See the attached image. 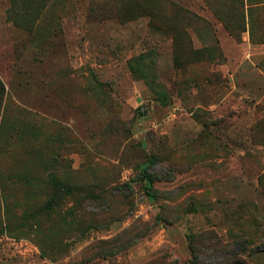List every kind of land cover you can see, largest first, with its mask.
I'll list each match as a JSON object with an SVG mask.
<instances>
[{"label": "rangeland", "instance_id": "rangeland-1", "mask_svg": "<svg viewBox=\"0 0 264 264\" xmlns=\"http://www.w3.org/2000/svg\"><path fill=\"white\" fill-rule=\"evenodd\" d=\"M62 170L98 193L29 215ZM241 244L264 264V0H0V264H218Z\"/></svg>", "mask_w": 264, "mask_h": 264}, {"label": "trees", "instance_id": "trees-1", "mask_svg": "<svg viewBox=\"0 0 264 264\" xmlns=\"http://www.w3.org/2000/svg\"><path fill=\"white\" fill-rule=\"evenodd\" d=\"M48 150H51L48 149ZM66 164V160L63 157V155L53 153L52 155L49 154L48 157L46 158V166H51V167H64ZM66 171L62 170L61 173L58 174H53L52 172H48L45 175H39L43 176L44 183L46 184V189H45V194H44V199L42 203L37 207L34 208L33 211L29 212V215H35V216H40L42 213L43 214H48L52 207L53 204L56 203V205L64 203L72 193L75 192H82L86 195H91L90 197L92 198L95 196V193H98L93 189V187L89 186L87 184V180H85V177H77V181H69L67 182L63 177L66 175ZM60 176L63 178L61 179ZM141 178L145 180V184L143 186V189L149 196H154L155 195V188L153 186V176L151 172L147 169V167H143L141 170ZM122 238H124V235H121L117 237L116 239L112 240L114 241H119ZM137 239V237H134V241ZM111 241V242H112ZM128 245H130V242L127 244L126 242H122V244L114 243L111 246H109L110 253L118 252L120 250L125 249ZM245 248V245L240 246V248L237 251L234 250H227L226 255H230L227 259L224 261L219 262L218 264H249L246 261H244L242 258H239L238 254L243 253ZM103 253V252H102ZM105 254V253H104ZM192 258L189 260L186 264H214V262L209 258L207 260H199V255H197L194 250L192 251Z\"/></svg>", "mask_w": 264, "mask_h": 264}]
</instances>
